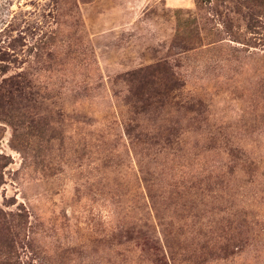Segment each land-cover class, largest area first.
Instances as JSON below:
<instances>
[{
  "label": "rangeland",
  "instance_id": "1",
  "mask_svg": "<svg viewBox=\"0 0 264 264\" xmlns=\"http://www.w3.org/2000/svg\"><path fill=\"white\" fill-rule=\"evenodd\" d=\"M188 4L0 0V264H264V0Z\"/></svg>",
  "mask_w": 264,
  "mask_h": 264
},
{
  "label": "crops",
  "instance_id": "2",
  "mask_svg": "<svg viewBox=\"0 0 264 264\" xmlns=\"http://www.w3.org/2000/svg\"><path fill=\"white\" fill-rule=\"evenodd\" d=\"M167 1H168V4L170 6H174L175 5L177 8H182L184 6H188L189 5L188 2H190V0H175V3H173L174 5H172V3L169 2V0H167Z\"/></svg>",
  "mask_w": 264,
  "mask_h": 264
}]
</instances>
